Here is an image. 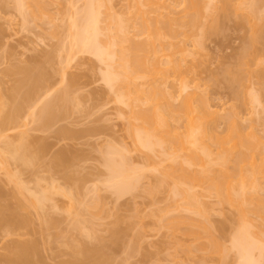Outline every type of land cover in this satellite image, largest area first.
Returning a JSON list of instances; mask_svg holds the SVG:
<instances>
[{
	"label": "rangeland",
	"instance_id": "rangeland-1",
	"mask_svg": "<svg viewBox=\"0 0 264 264\" xmlns=\"http://www.w3.org/2000/svg\"><path fill=\"white\" fill-rule=\"evenodd\" d=\"M43 1L45 4L41 14L35 15L26 6L24 9L27 12L23 16L17 10L14 0H0V111L3 110L5 116L4 112L10 110L13 104L14 98H11V94H17L13 97L18 96L16 92L18 89L14 92L12 90L16 88L17 78L21 77L19 68L23 66L33 70L36 67L33 71L36 73L40 72L39 66H41L43 72L38 74L43 73L42 77L44 73L48 74L44 76L46 79L49 77L47 84L46 79H43L46 85L42 83L38 93L36 92L32 97L36 100L35 106L26 107L21 111L19 118L17 117L19 120L17 119L16 128L11 125L12 129L6 131L10 135L11 142L17 143L18 132L25 130L27 147L30 152H36L35 162L38 165L35 163L33 166L31 164H22V166L17 161L9 160L8 167L11 172L19 174L24 184L35 192L50 190L46 188L51 183L57 190L54 189L55 191L52 190L51 193L54 207H48L50 204L48 202L44 206V213L51 219L50 228L47 226L46 232V227H42L39 223L41 219L38 214L34 215L36 209L33 210V207L23 200L22 196L27 194L24 195L22 192V195L20 191L15 190V183L6 177L7 174L0 166V187L4 194L2 202L3 204L6 202L4 206L10 204L14 208L21 202L23 203L21 206L28 204L24 209H20L19 205L16 206L21 218L27 219V225L21 223L20 226L17 224L18 221L13 223L15 228L10 226L13 230L6 226L9 231L12 230L10 234L14 233L8 238L2 236V230L7 229L0 228V252H3L1 245L7 239L35 238L40 246V248L38 246L40 249L37 255L40 260L38 264H61L70 260L73 257L74 244L76 246L79 242H84V245L87 243L86 246L89 245L90 248L93 245L100 248L101 256L94 257L95 259L97 257V264H238L239 255L231 245V237L237 228L238 215L231 202L237 196L233 193H236L238 188L241 189V185L244 187L245 183L240 182L239 175L237 178L239 172L228 173V175L237 173L233 175L234 177L231 176L232 178L224 170H215L212 174L204 173L203 169L200 170L202 167L199 159L202 155L200 153L205 149L214 156L217 150H222L221 152L229 156L228 165L231 166L233 160L241 154L242 146L237 143L238 140L234 142L226 138L228 128L224 122V115L226 117L233 112L236 114L231 115L239 120V126L245 133L251 129L252 134L256 133L252 142L254 143L258 137L256 140L258 143L255 144L257 147L261 142L260 154L264 156V0H254L258 6L257 14L259 12L260 20L257 22L260 26L255 21L257 25L255 27L253 24V27L248 15L247 17L241 11L232 8L226 14L216 13L218 24L216 22L215 30L210 29L208 27L210 24L206 23L208 18L211 22L212 18L209 16L205 18L206 22H203L202 30L205 28V32L194 29L189 23L182 27V31L188 35L183 37L181 43L184 54L181 56L182 54L177 55V53L178 57L175 55L174 58L181 59L183 71L181 78L183 76V80L186 79L184 83H187V88L185 87L183 92L180 93L175 88L178 87L176 81L172 82L177 75L173 63L168 62V56L159 55V63L167 68L164 73L170 74L164 83H161L162 78L159 75L160 85L163 87L165 85L164 88L168 87V91L173 93L176 90L172 103L178 104L181 96L183 98V95H187L185 92L190 90L196 91L197 95L203 94L204 96H200L208 98L209 109L212 111L206 118L205 129L221 138L218 141L203 138V141L192 144L178 141L182 145L178 146L180 148L177 150L176 140H165L160 146H153V149L138 145L128 131V109L114 101L112 91L103 80L102 73L105 68L103 63L88 53L69 49L71 36L68 35L74 30L70 28L72 31L69 30L71 32L68 34L67 27H70L68 22L75 17L76 9L84 14L82 0ZM101 1L103 4L99 8L101 16L106 10L105 6L110 5L113 16L125 20L131 32L137 35L134 39L138 40L140 36L142 37L139 33L140 28L137 29L139 23L138 25L135 23L134 26V20L138 19L137 13L135 14L137 10L134 9L133 15L131 6L134 2H138L137 5L141 6L143 0H140L141 2L139 0ZM153 1L165 6L170 4L168 7L174 9L173 13L178 11V14L171 13L172 16H181L184 12L181 11L183 0V2ZM241 1L247 5L252 0ZM137 5L136 7H139ZM79 11H76L77 17ZM150 14L147 13L151 17ZM136 22H139V19ZM259 33L262 39H257L259 42L253 40L252 42L255 43L251 44L253 36ZM195 37L199 38L198 45L194 44ZM247 48V53H250L241 57V52ZM67 85L69 88L66 89L70 91H68L70 96L64 89L69 96L67 105L62 101L66 105L65 110L60 109L58 105L54 114L58 109L60 112L58 111L54 120L49 119L50 121L46 120L48 123L46 121L45 123L43 119L41 121L39 115L38 119L36 114L41 111L39 108L41 104L48 99L57 98L58 90L62 91ZM20 89L21 92L24 90V88ZM18 92L20 95L21 92L19 90ZM177 93L181 95L178 96ZM2 103H5L4 107ZM1 113L0 120L4 117ZM133 122L138 123V119H134ZM171 124L172 126L177 124L179 128L177 131L182 132L186 128L184 121L171 122ZM136 126L134 127L148 129L142 122ZM195 145L202 149H196ZM193 147L195 151L198 150L196 152L200 154L197 153L199 159ZM259 147L256 149H260ZM163 149L171 154H166L165 151L163 154ZM172 152L175 154L173 155ZM255 152H258L254 154L255 161L259 162L261 155L259 151ZM169 154L172 157L168 160ZM57 157L61 161L63 159L60 157L66 159L63 160L65 163L63 166L61 163H59L61 166H56ZM110 157L112 161H116L115 164L126 161L125 166L122 167L124 188L121 192L110 186V182L115 179L120 180L117 173L112 172L106 165L105 160L110 161ZM121 157H124V160ZM34 180L37 181V185ZM256 181H258L256 186L262 185L263 188L264 175ZM252 185L246 183L244 188L248 190L250 186L249 189L252 191ZM234 188L235 190H232ZM262 188L257 187L258 195L264 194ZM228 193L234 198L229 197ZM254 194L257 195L256 192ZM23 201L26 202L25 205ZM77 209L79 210L76 211ZM75 220L81 221L78 222L81 224L80 227L82 226L81 230ZM74 221L77 227L72 229L70 227ZM83 226L89 231H84ZM43 232L47 236L50 235V238ZM66 234L70 239L73 238L71 244L65 237ZM259 260L257 264H264L262 263L264 260L261 258Z\"/></svg>",
	"mask_w": 264,
	"mask_h": 264
},
{
	"label": "bare ground",
	"instance_id": "bare-ground-1",
	"mask_svg": "<svg viewBox=\"0 0 264 264\" xmlns=\"http://www.w3.org/2000/svg\"><path fill=\"white\" fill-rule=\"evenodd\" d=\"M141 1L139 0V2ZM183 1H182L183 6L181 8V11L184 12H182L181 14L179 11V14H181V16L179 15L176 17L175 15L173 16L171 15L174 9L172 8L170 9L168 7L170 4H166L165 6V4H160L158 1L143 0V2H141L142 4L140 3V5L142 6L141 7L137 5L138 2L132 3L131 9L133 8L132 9L133 15L135 10H137L135 14L137 13L136 17L139 19V22H136L138 20L137 18H136L137 20H134V26L135 23L137 25L139 23L140 26L139 27L137 26L138 27L137 29L139 30L140 28L139 33L142 35L141 37L140 34H138V36H140V39L138 40L134 39V37L137 35H134L131 32L129 26L125 24L126 23L125 20L113 16V12L112 13L110 12L111 11L110 5H108V3H105L107 2V0H105L104 3L107 4L109 7L105 6L106 10L104 11V14L102 13L103 14L102 16L100 14L101 12L99 9L100 6L103 5L101 0L98 1L82 0V5L84 6L82 7L84 8L83 11L84 14L82 13V11L80 13V11L76 9L74 15L75 17H72L68 22L69 23L68 25L70 26L67 27L68 34L72 31L70 28L74 30L73 33H70L68 35V37L71 36L69 37L71 40L68 39V41L70 40L69 42L70 44L68 45L69 49L73 48L72 50L88 53L94 56L99 62L103 63L105 68L103 71L104 73H102V77L105 83L108 85L109 89L112 91L114 95L113 96L114 101H116L119 104H122L128 109L127 120H128L129 129L128 128L127 129L129 133L131 134L133 139L138 143V145H141L142 147L148 149L152 148L155 145L160 146L161 143L165 140H176L177 142L175 144L177 143L178 144L176 145L175 149L177 150L182 145L178 141H181V143L183 141L185 142L187 141V143L192 144L197 141L198 142L203 141V138H208L214 141H218L221 139L217 134L205 129V123L207 121L206 118L211 115L209 114V112L212 113V111L209 109L210 104L208 103L209 102L207 100L208 98L203 97L204 96L203 94L197 95L198 93L196 94V91L192 89L194 92H192L191 90L190 92L193 95L189 91H187L185 92L187 95L186 96L183 95V98L181 96L178 104L177 103L173 104L174 102L172 103L173 101L172 97L174 99V93L176 92V90L173 93V91L171 92L168 91L167 86H166L167 88H164L165 85L164 87L160 85V80L161 83H164V81H167L166 77L169 78L170 76V74L166 75L168 74V72L164 73L166 72L167 68L165 69L159 63V58H158L159 55L164 54L168 56L167 58L169 61L168 60L167 61L173 63L172 65L174 66L173 68L175 70L174 69L173 70L175 71V73H177V75L180 76L178 77L176 75L175 76L176 78H173L174 80H172V82L176 81V85L178 87L175 88L177 89V91L181 93L182 90L183 91L185 90L184 89L185 87L187 88L186 86L187 83H184L186 79L184 78L185 80H183V76L181 78V72H183L181 66V59L174 58V56L177 53H178L177 55L182 54L181 56H183L184 54V49L181 47V43L183 37H186L188 35L185 31H182V27L183 26L185 27L186 26L185 24L189 23L194 29L200 31V29L202 30L204 23L206 22V19L209 16L212 18L211 22L209 21L210 18H208L206 23L210 24V26H208L210 27V29L212 28L214 29V26L216 28V25L218 24V22L216 21L217 19L215 18L216 13L222 12L223 14H226L228 13L229 9L232 8L236 11L237 10L241 11L246 16L248 15L249 17L248 16L247 17L249 18L250 23L252 22L251 25L255 23H259L257 21L260 20L259 12L257 14L258 11V6L256 5L257 2H255L254 0L252 1L250 0L251 2H249L247 5H244L241 0H183ZM14 2L17 10L23 16H25L27 12L26 9H24V7L27 6L26 8H30L32 12L35 13V15H38L41 14V12L44 10V4H45V1L43 0H14ZM135 3L139 7H136ZM184 3L186 4L184 5ZM160 8H162V10ZM166 8H168V10ZM169 9L171 10V12ZM76 11H79L78 13L81 14V16H79L80 14H78V17L80 18L77 17ZM175 12L173 14H178V11ZM147 13L148 14L151 13L150 14L151 17L147 15ZM250 18H252L253 21ZM203 19H205V21ZM100 23H102L103 25ZM211 25L213 26L211 27ZM256 25L257 24H255V27ZM258 25L260 26V23ZM199 31L198 33H200ZM202 33L203 32H201V34ZM259 34H256L257 37L256 35L253 36V38L251 39V44L253 43L252 42L253 40L255 42H259V40L257 39L260 40L262 39V35L260 34L259 37L258 36ZM198 39L196 37L194 38L193 40L194 44L196 43L198 45V43L200 42L197 41ZM246 50H243V52H241L242 53L241 57L243 56L245 57L246 54L248 55L250 53V52L247 53L248 48ZM70 51L71 50H69V52ZM244 51L246 52L244 53ZM177 55L176 57H178ZM49 59L50 58H48V60ZM21 67L20 68L18 67L19 72H21V77L17 78L16 88L14 87V89L11 90L13 92L14 90L17 89L21 92L20 88H24V90L20 93V95L18 90L16 91L18 93L17 96L18 98L15 97L17 94L14 93L11 94L12 97L9 96L12 99L14 98L13 104L14 103L15 104L14 105L12 104L11 109L6 110L7 112L4 109L5 116L3 114V110H1L2 113L0 111V113L3 114L4 116L3 119L0 120V166L7 174L6 177H8V179H10L13 183H15L16 185V186L14 185L15 190L17 189L16 191H20L21 194L22 192L24 195L27 194V196L26 195L22 196L23 194L21 195L19 193V195H21L22 198H24L23 200L29 203V206L31 205V207H33V210L34 209L37 210V212L36 210L34 211L35 212L34 215L38 214L37 216H39V218L41 219V221L39 220L40 221L39 223H41L42 227H46L45 228L46 230L48 229L47 226L50 228L49 225L51 224V219L49 218V215H46L44 213V209H45L44 206H46L45 203L47 204L48 202L50 203L48 207L49 206L54 207L53 206L54 204H52L51 201V193L53 192L52 190L54 189L57 190L56 186L51 185L52 183L51 184L48 183L49 186H47L48 188L46 189H50V190L47 191L43 188L44 190H39L38 192L37 191L35 192L33 189L29 188L24 184L19 174L11 172L8 167L9 160H14V162L17 161V163L19 162L21 165L31 164L33 166L35 163L37 164V162H35L37 159L35 154L36 152L35 153L30 152L27 147V143H26L27 136L25 130H21V131L18 130L19 132L17 134V138H18L17 143L11 142L10 135L6 133V131L9 130L10 128L12 129L11 125L13 126V128H16V126L18 125L17 119L19 118L18 116L21 111H23L26 107L35 106L34 104L36 103L34 101L36 100H33L34 98L32 99V97L39 90L42 83H44V85L47 84V80L49 78V77H47V79L45 78L46 73H44L45 77L44 76L42 77L43 73L38 74L39 72L38 70H37L38 72L34 73L33 71L36 67H34L33 70L30 67L28 68L27 67L21 68ZM39 67H40L39 73L43 72L41 71L42 70L41 66ZM159 75L162 78L160 80H159L160 78ZM236 75L238 76V74ZM43 79L44 80L46 79L45 80L46 84L45 81H43ZM177 79H179V81H177ZM66 88L68 89L69 86L67 85L65 88L63 87L62 89L67 90ZM65 90L63 92L61 91V89L58 90L59 98L57 97L54 99L57 103L54 102L53 99H48L47 102L41 104L42 106L39 107L41 111L39 112L38 110L40 114L39 113L36 114V117L39 115L41 121L43 119L44 122L46 120L49 122L50 120L51 121L54 120L53 118H55V116L58 115L59 109L58 111H56L55 113L56 115L54 114L55 112L54 110H56L59 106L60 109L63 108L65 110L64 106L66 107V105L68 104L67 101H69V96H70L69 93L70 91L67 90V93L69 95L68 96ZM60 92L62 93L60 94ZM180 93H177L178 96L181 95ZM177 94H175V96H177ZM13 95L15 96L13 97ZM200 95L203 96L201 97ZM14 100H16L17 102ZM62 101L64 104L66 103V105H64ZM4 104L2 105L3 107ZM56 106L58 107L55 108ZM64 110H61V112ZM233 113L236 114V112ZM233 113H229V114L227 113L229 116L226 115V117L224 115V119H225L224 122H226L225 125L228 128L226 138L232 139L234 142H237L236 140H238L237 143L240 144V146H242V150L240 151L241 154H239L240 158L238 156L236 159L233 160L232 165L229 166L228 165L229 164L228 162L230 161V159L228 158L229 156L226 153L221 152L222 150H217L216 155L214 156L211 155L210 152H208L205 149L204 152L200 153L202 155H200L199 152H196L198 150L195 151L194 149L195 148L202 149V148H199V146L197 147L195 145L194 146L195 148L193 147V151L196 152L195 153L196 156L198 154L200 155V159L198 156L197 157L199 159V163L201 162L200 163L201 166L199 164V166L202 167L200 170L203 169L204 173L212 174L215 170H224L225 172H227L226 173L227 175L228 173L239 172L240 174L233 173V175L235 176V174H237V178L239 175L241 183L242 182L245 184L248 183V185L253 184L252 189L257 190V187L262 188V185L260 186L257 184L256 186V183H258V181L256 180L260 176L262 177L264 175L262 174L264 173V156L260 154L261 148L259 147L261 146L260 145L261 142H259L260 144L257 145V147H259L260 149H256L257 147L255 143L257 142L256 140L258 137H256V140L254 138L255 140V141L253 140L254 143L252 142V139L253 137L256 136V133L255 135L254 133L252 134L251 133L253 132L252 129L251 131L248 130L245 133L240 128L241 126H239L240 124L239 120H236V118L231 115ZM136 118L138 119V123L142 122L146 124L148 129L143 130V128L140 129V127L135 128L134 126L136 125L138 126V123H135L136 124L135 125L133 122L134 119ZM182 121H184L186 125L185 130H183L182 132L177 131L179 129L177 124L174 126H172L171 124V122L180 123ZM256 150L259 151V154L261 155L259 157V162H256L254 158V156L258 153L255 152ZM164 151L166 152V149H163V154ZM168 153L171 154V152H166V154ZM172 153L173 155L175 154L174 152ZM170 154L167 155V157L170 156ZM242 154L244 155V157H242L243 156ZM171 157L172 156H170V158L167 159L169 160L171 159ZM57 158H58L57 161L58 163H56L55 161V163L57 164L55 165L63 166V164H65L63 161L65 158L60 157L61 159H63L62 161L59 159V157ZM121 158L122 160H124V157ZM109 159L110 161H108L107 159L105 160L106 165H108L107 167L110 168L112 172L117 173V176L120 177V180L117 181L115 179L114 181L110 182V186L113 187L117 192H121L122 189L124 188L123 187L124 185L122 183V177H124L122 167L125 166L124 164H126V161L125 163H123L124 161H121V162H117L118 164H115L116 161L115 162L112 161L111 157ZM59 163H61V165ZM233 175L229 174L228 176L231 177ZM240 175L243 177H241ZM35 182H36L35 185H37V181ZM240 182L239 183L236 182V183L240 185L241 184ZM245 184H243L244 187ZM240 187L244 188L242 185ZM246 187L248 186L246 185ZM249 188L248 190H246L245 188L242 190L238 188L239 191L237 190L236 193H233V194H237V196L235 195L236 196L235 200L232 199L233 202H231L233 207L236 209L238 215L237 228L235 229L231 237L232 248H234L233 250L237 252V255H239L238 264H257L258 263L257 260H259L260 258L264 260L262 258L264 257V197H263L264 194L262 196L258 195V190L251 191L250 190L251 188L250 189ZM263 188L262 190H264ZM232 190H235V188ZM254 192H256L257 195H255ZM228 196L234 198V196L233 195L230 196L229 193ZM3 197L4 194L2 192V188L0 187V228L1 229L5 228L6 230L7 229L6 226H9L8 228H11L10 227L11 225L12 227H14L15 225L13 223L18 221L19 222L17 224H20V226L21 223L22 224L26 223L27 219L21 218L18 208H16V206L17 207L20 206L21 207L20 209L22 208L24 209V207L27 206L28 204H26V202L23 201L24 205L26 204L25 206L23 205L21 206V204H23L22 202L21 204H18L19 206L18 205L14 206V208L10 204H8V206L7 204L6 206H4L6 202H4L3 204L2 202ZM79 209H77L76 211H78ZM75 221L73 222V225L71 223L72 227L70 228L74 229L77 227V225L80 227L81 224L79 223H81V221L80 220L76 221L77 223L80 221L77 225ZM27 224L28 223H26V225ZM81 227L79 228L80 230ZM83 228L84 231L87 232L89 231L88 229H86V227L83 226ZM40 229L43 228L40 227ZM9 230L10 229H7L6 231H4V229L2 230V236L4 238H8L10 235L14 234V233L10 234V232L13 229L11 231ZM47 231L48 230H46V232ZM84 231L82 230L83 233ZM193 235L196 236L197 234H193ZM65 237H67V234ZM67 238H68V242H70L71 244L73 238L71 237L72 239L71 240L69 238V235ZM48 240L49 239H47V241ZM37 241L35 238L33 239L26 238V240L7 239L1 245L3 252H0V263L1 264H38L40 260L38 259L37 255L40 250L39 249L40 246L38 245ZM76 241L77 240L75 239L74 242L76 243ZM47 243H49V241ZM86 244L84 245V242L83 243L79 242V244H77L76 246L74 244V249L72 247L73 257L68 261L62 262L61 264H97V257L96 259L94 257L97 255L101 256L100 248L99 249L98 247L96 248L95 245H93L92 248H90L89 245L86 246ZM94 246L95 248H93ZM86 247H89V249ZM102 255H103V251H102ZM255 255L259 259H257V257L255 258ZM92 258L93 260H91ZM94 260H96L95 261L96 263L94 262Z\"/></svg>",
	"mask_w": 264,
	"mask_h": 264
}]
</instances>
